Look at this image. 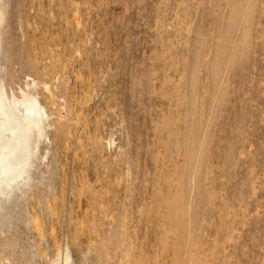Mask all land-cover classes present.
Listing matches in <instances>:
<instances>
[{"label":"rangeland","instance_id":"374dc122","mask_svg":"<svg viewBox=\"0 0 264 264\" xmlns=\"http://www.w3.org/2000/svg\"><path fill=\"white\" fill-rule=\"evenodd\" d=\"M0 89V264H264V0H0Z\"/></svg>","mask_w":264,"mask_h":264},{"label":"bare ground","instance_id":"6f19581e","mask_svg":"<svg viewBox=\"0 0 264 264\" xmlns=\"http://www.w3.org/2000/svg\"><path fill=\"white\" fill-rule=\"evenodd\" d=\"M4 95L0 89V196L9 195L17 186L16 184L27 180V174L36 150L34 143L37 142L36 140L42 132L40 126L37 125L39 127L38 130L36 128L37 135L35 138L31 137V126L29 125L31 122H24V124L10 110L8 104L6 105ZM27 101L21 104L24 112H22V115L24 119L32 121L39 115V109H36L34 102L29 103ZM37 120L38 123L41 122L40 118H37Z\"/></svg>","mask_w":264,"mask_h":264},{"label":"water","instance_id":"95a60500","mask_svg":"<svg viewBox=\"0 0 264 264\" xmlns=\"http://www.w3.org/2000/svg\"><path fill=\"white\" fill-rule=\"evenodd\" d=\"M1 19H3V17H1Z\"/></svg>","mask_w":264,"mask_h":264}]
</instances>
